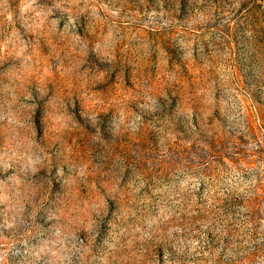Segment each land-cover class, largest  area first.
Returning a JSON list of instances; mask_svg holds the SVG:
<instances>
[{
  "label": "rangeland",
  "instance_id": "obj_1",
  "mask_svg": "<svg viewBox=\"0 0 264 264\" xmlns=\"http://www.w3.org/2000/svg\"><path fill=\"white\" fill-rule=\"evenodd\" d=\"M0 264H264V0H0Z\"/></svg>",
  "mask_w": 264,
  "mask_h": 264
}]
</instances>
